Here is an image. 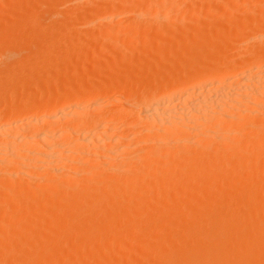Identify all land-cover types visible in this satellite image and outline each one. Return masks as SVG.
I'll return each instance as SVG.
<instances>
[{"label":"bare ground","instance_id":"bare-ground-1","mask_svg":"<svg viewBox=\"0 0 264 264\" xmlns=\"http://www.w3.org/2000/svg\"><path fill=\"white\" fill-rule=\"evenodd\" d=\"M95 1H97L98 3V0ZM113 1L117 2V0H113ZM45 2H47V0ZM138 2L137 0H133V1L130 0L126 2L127 4L126 6H128L127 8L131 12H133L136 10L135 6H138ZM147 2H145L144 0L143 3V0H140V3L142 5L143 4L149 5L153 3L151 4V6L154 5L153 7L155 9L159 2L161 8V10L159 9L160 11L156 10L157 12L154 10H150V8H148L150 11L147 10V13L145 15H148V17H150L152 21L155 20L157 17L159 19L162 16L164 21L165 20L171 21V17L172 19H174L177 18V16L179 15V14L172 15L175 14L174 10H178V8H174V6H172L176 2L175 0H164V1L157 0L155 2L153 1L150 3L149 1ZM90 3H96V2H90ZM118 6H120V4L116 5L115 3L112 2L111 4L106 6V8L104 6V9H106V11L109 10L110 12H113V10L115 11ZM50 9L52 10V8ZM52 12H54V10ZM104 13L101 14L107 15L106 14L107 12ZM231 13L232 12L230 11V15ZM42 16L45 15L43 14ZM88 16L90 15L88 14ZM109 16L111 17V15ZM109 16H106L108 17V20H109ZM114 16L116 15L112 14V17L116 18ZM204 16H207V13L204 14ZM250 16L252 15H248V18ZM40 17L36 16V19ZM95 17H97V15H95ZM262 17L264 16L262 15ZM44 18L37 20L40 21L42 20L43 22ZM101 20L103 21L105 19H101ZM243 20L239 22V24H238L239 20L238 21L236 20L237 21L236 24H238L236 26L238 28L241 27L243 30L242 31L239 28L240 32H243L240 34H238L239 32H237L239 31L238 28L235 27L234 25H233L234 28H231L233 26H229L230 30L228 29L227 31L228 33L225 32L226 31L225 28L223 29V27H220L222 31L225 32L223 34L227 35V37L223 35L224 38L222 37V35H220V37L223 38L224 41L226 38L230 40L235 36V37H239L240 40L242 39L241 41L236 38H234L235 40L233 39L234 41L237 40L238 41L237 43L239 44L235 43L234 46H230L233 44H231L229 40H226L225 41L226 43L227 41L230 42V43L228 42L229 47L227 48L226 43H225L226 45H223L224 48L220 47V45L222 44L216 43L218 41V38H219V43L220 41H222V39L219 37L220 34L218 31L219 27L216 26L218 29L217 28L215 29L214 26V28H211L214 29V30H210L211 32L207 30V32L208 31L210 32L208 33V35L211 34L209 35L211 39L209 38V36H205L207 34H203L205 38L202 35H200V38L197 39L199 31L196 30L197 34H194L195 33L194 31V33L192 32L191 34L185 35L186 41H184L185 39L181 40L183 42L179 41L178 46H176L174 50L172 49L171 51L170 49L171 53L165 52V55L159 54L162 57V60L161 58H159L162 65L159 59H157L158 61L157 63L160 65H157L156 62L154 65L157 66L159 70H161L160 68L163 67L164 71L162 70L161 75L158 76L160 80H158V83L155 85L151 84L154 79L157 80V78H154L156 77L154 75H152L153 80L151 77H148L151 78L150 80L151 83L149 79H144L143 82H145V80L149 82H147L148 84L146 83L145 86H141V87L140 85L142 80L140 81V78L137 79V85H139L137 87L138 90H140L139 93L142 92L141 93L142 95H140L141 97H139L140 100L137 97L139 102L136 107L134 105L132 107L127 106L126 103L125 102L122 103V101L118 102V100H116L117 97L115 99L112 98L113 100H110L108 96L110 95L111 88H109L108 86L106 87L104 86L101 89L99 88L94 90L95 88L94 85L96 84L95 81L93 82L91 81L93 84L90 82L89 86L87 85L88 82H85L86 86H83L82 81H80L79 84H77L78 83L77 81L76 83L74 81L75 85H78L79 87L73 88V90H71L70 88L71 91L67 92L66 94H62L58 92V88L55 87L57 86L55 85L56 83L55 82L54 92L50 93L51 91H49L48 94L46 93L47 95H43L41 91L43 96L41 95L40 98L38 97L39 100H34L33 97L31 96L26 97V99L24 100L25 106L22 105L24 106L22 110L15 111L13 107H9V108L6 107L7 110L3 113H0V212H2V210L3 212H5L3 213L4 214L3 216L5 217V218L3 217V220L5 219L4 221L8 225L7 226L3 220H2L3 221L2 224L4 223V225H0L2 226V228L5 227V229H0V264H74L75 261L73 262L71 258V256L73 257V255H71V253L73 254V252L75 251H77L78 253L80 252V254L82 252V256L79 259L81 261L82 260L85 261L88 264H109V262L113 263L115 261L117 264H126V259L129 258L130 260V258L134 256V253L136 252L135 250L136 248H137V252H139L142 256H144V260H141V262L138 264H264V197L263 195H262L263 198L258 201V200H254L253 194L247 195L245 192H242L240 190L242 199L247 201L246 203L247 205H245L246 206L245 208L239 207L238 209H236L235 207L232 206L233 203L230 202L229 199V197L233 196L234 194L230 195V193L227 192V189L229 188L227 189L225 188L226 187L225 184L227 185L229 184V187L230 185L232 186L236 185V187H239L238 185L240 186L243 185L245 183L244 182L245 179L243 180L240 177V175L244 177L243 170L247 168V170L250 171L249 168L252 167L251 165H253L254 167L255 163L257 166L256 168L260 170L257 164L264 161V126H263L264 125V121H263L264 120V19L261 18V20H259L257 17V19L251 21L249 26H247L246 28L245 26L243 27V25L247 24L249 20L247 19L248 22H245L246 20L245 19L244 20L245 24ZM161 21L162 20L160 19V22ZM241 23H243V25ZM204 24L202 23L201 25H199L200 27H198V30L200 29L202 30L203 28H205ZM48 25L50 26V24ZM107 25H109L108 22ZM111 25L114 26L113 24L110 23V26ZM62 26L65 27L64 24ZM78 26L80 27V25ZM63 27H60L59 29L57 27L56 28L57 30L60 31L62 28V31L63 30L65 31L67 28L65 27L63 29ZM39 28L41 30V27ZM42 28L44 29V27ZM52 29L53 31L51 33H53L54 34L53 36L55 37V35H57L58 33L57 31H56L57 34L54 32L55 28ZM69 29L70 31L74 30L73 27H70ZM38 30L39 29L35 30V32L36 31L38 32ZM46 31L44 32L46 33ZM203 31H201V33ZM244 31H249V32L251 31L250 33L248 32V35H250L253 32L254 38H250V40L248 41V39L245 37L247 33L245 32L246 35H244L245 34ZM48 32L46 34H48ZM67 32H69V30L65 31L64 34L68 35L70 39V36L69 34H67ZM92 32H91V36H92ZM94 32L96 33L97 31ZM40 33L41 32L39 31L37 34ZM41 35L43 34L41 33ZM195 35H197V37H195ZM47 36H49V34ZM201 36L204 40H206L207 38H209L210 40H206L205 41L206 43H204ZM253 36L251 34V37ZM86 37L87 36H85V38ZM243 37L247 39L246 42L248 43H246L244 46L245 51L241 53V50L243 49L242 45L245 43ZM43 39L45 41V38ZM62 39L64 41V38ZM69 39H68V43H70ZM201 39L202 41H200L199 44V40ZM161 40L163 39L161 38ZM196 40L198 41V43L196 42ZM59 41L58 43H60V45L58 44L59 45L58 47H63L62 44L64 43L62 41L60 42ZM22 42L23 41H21V43ZM89 42H88L89 44H93L91 43V41ZM95 42L97 41L95 40ZM162 43L163 42L161 41V44ZM37 44H40L39 41ZM152 44L155 45L154 42ZM216 44H218L219 47H216ZM67 45L69 47V44ZM98 45L96 46L98 47ZM154 45H152V47ZM27 46L28 45H26V47ZM64 46L66 45L64 44ZM35 47L37 48V46ZM38 47L40 46L38 45ZM80 47L82 48V45H80ZM83 47H85L84 44ZM256 47H260V48L258 49ZM137 48L138 45L136 46V50H138ZM206 48L207 49L210 48L211 52L215 49L214 51L216 52V55L213 54L211 57L210 50L209 53ZM17 49L18 51H20L19 48ZM29 49L31 50V46L28 47V50ZM177 49L178 50L180 49V51H178L179 53L181 51L182 52L181 55H179V59L176 58L177 60L176 61L173 60L172 58H175V56L178 57V53L176 51ZM12 50L15 52V54L12 53ZM12 50L10 54L7 55V57L9 56L8 60L10 59V56H12V54H13V58L11 57L10 60L14 59V56H17L16 52L19 55L18 51H15L16 50L15 47H13ZM83 50L85 51L86 49L83 48L82 52ZM139 50L142 49L139 48ZM203 50L206 51L207 55ZM160 51L158 50L159 53H161ZM173 53L175 54V56ZM166 54L168 55L166 56ZM163 55L166 59L165 58L163 59ZM31 56L32 55H30V57ZM191 58L194 60L192 61ZM32 59H30L31 61L28 59L29 62H33ZM151 59L152 58H150L149 61ZM10 60L9 62L12 63V65H10L9 63L8 65H5L3 70H0L1 90L3 89L1 87H7L8 88L7 91L10 92L9 88L11 85L8 84L16 83V85H18V83L21 81H23L24 84L22 82L21 83L23 84L24 87V85L25 84L27 85V83L30 82V79L32 80L33 78H34V81L32 80L33 83H35L36 81L35 79H37L39 83L43 86L44 82L42 81L43 83L42 84L39 78L42 68L40 67L39 69L38 68L39 65L37 66V68L33 67V63L34 65H37L38 63L35 62H33L32 64L30 63L31 66H29L28 65L29 63L28 64L26 63L25 65L23 62L20 61V65L23 67L24 64L25 65L24 67H26V70L24 68V70L22 71L21 69L23 68L20 67V65H18L19 61L16 60L17 61L16 64L14 60L13 62H11ZM4 61H5V56H4ZM54 63L52 62L51 64L54 65ZM56 63L58 62L56 61ZM15 64L18 65V67L13 68L12 66H16ZM27 65L31 67L30 74H28L29 72ZM158 66L161 67L159 68ZM54 67L55 66H53V68ZM19 69L20 71H22L21 73L23 74L26 73L25 71H27L26 74H28L29 76L26 74L24 75L22 74L24 76V79L18 76H16V79L18 80L14 79L15 78L14 75H16V73L14 74L13 72H17ZM33 69H37V70L39 69L40 71L38 72L39 75L38 74L35 75L37 71L36 70L34 71ZM53 70L55 69H52L50 71L54 72ZM10 73H13L14 75H11ZM32 73H34V75ZM9 75L12 76V78L14 79L13 81L11 80L12 78L10 79L11 76L9 77ZM36 76H38V78H36ZM41 76L42 75H40V77ZM6 77H8V80L10 79L12 82L7 81ZM122 77L124 78V76ZM137 77L138 76H136V78ZM25 78L26 81L28 79L27 82L25 81ZM74 79H76V77ZM85 80H87V78H85ZM124 80L123 82H125ZM52 81L53 80L51 78L49 82ZM69 81H70L69 83L72 84L71 83L72 81L71 80ZM45 82H46L45 84H47V81ZM21 83L19 84L21 85ZM39 83H37V85H40ZM16 85H14V87ZM121 85L122 84H119V86L116 87L115 90L116 93L118 92L122 96L121 93H123L124 95L125 91L123 86ZM46 86L47 85H45V87ZM14 87L11 86V88ZM21 87L22 85L20 86V88ZM114 88L115 87L113 86L112 88L113 91ZM15 89L17 92L18 87H16ZM47 89L46 92L48 91ZM2 91L5 92L4 90ZM14 91L15 90L13 89L12 96L15 93ZM37 94L34 95L37 96ZM15 97L12 98V100L13 99L16 100ZM15 100H13L12 102H14ZM5 106L3 107L5 108ZM46 109H51L53 111L49 113L47 111L46 114L43 112L44 113L43 114L42 111H45ZM30 113L32 114V116H35L37 114L36 115L37 117H34L36 118L35 119L36 121L34 120V118H33L34 121L31 122L29 121V124L36 122V124L34 125L33 123L32 126L29 125L28 122L25 120L26 119L25 116L27 117V114ZM34 113L36 114L33 115ZM89 114H94V116H90ZM230 120L232 121L231 124H230ZM259 121H263L261 122L262 124H257ZM224 124L226 125V127H224L225 126ZM256 124L257 127H255ZM261 125L263 127H261ZM248 126L251 128H249ZM223 127L226 129H224ZM231 127L235 128V130L237 131L233 130ZM128 128H130V130ZM211 128L212 130L214 128L213 131H216V134L220 130H221L220 132H222L223 134L227 129H230L231 130L230 132L232 131L236 133L240 132V134L242 132L245 133V131L247 132L249 131V132L247 135L242 133L243 135H246V137L248 136L247 138L244 136V138L246 139L242 138L243 135L241 134L242 135L241 138L245 140L243 142L238 143L239 140L236 139L237 142L235 144L232 140L231 142H233L235 145H237L238 143V145L235 146L233 145V143L231 144L229 139L227 140L221 137L223 135H219L221 134L220 132H218L219 134L217 135H219L221 138L220 139L217 138V139L222 140V142L219 143L218 142L219 140L213 141V139H216L214 138V136L216 135L213 134L215 132H212ZM220 128H222L224 132ZM122 130H126V131L128 130L129 132L127 131L128 132V133L126 132L127 135L124 136V134L126 133H123ZM208 130H210L211 136L207 135V134L210 135V132ZM120 132L122 134H120ZM224 135L226 138L227 132ZM208 137L209 138L212 137L210 138L212 140L210 141ZM206 138L209 139V141L206 140ZM183 140L190 143L188 144L185 142L186 143L185 144L183 143ZM224 140L227 141L225 142ZM216 143L218 144L216 145ZM183 144H185V146L187 145L188 148H185ZM193 144L194 145L198 144V146H194ZM220 144H222L224 149L221 148ZM183 146L187 150H189V146L192 147L194 146L196 148L199 147L198 149L200 151L202 150L201 148L204 147L203 148L204 152L206 150L207 153L209 152V150L211 151L213 149L216 150V148L220 146L219 149H217L218 152L221 149L219 152L221 154V157L219 158H223L222 153L224 155V158L221 161H217L218 163L221 162L219 167L220 172L218 170V173L220 174L217 176V178L213 180L214 177L213 178L211 177L214 176L215 173L211 172L210 171L211 169L209 170L207 167L213 161L209 159V157L202 155L204 152L201 153L198 151L197 153L195 152L194 154L190 155L189 153L191 149L188 151V155L190 156L189 157L187 155L188 158H190L188 161L192 165H190V163L188 164L187 159H185L187 162H185L183 158H180L183 160V162L182 160H179V157H183V155H185V152L187 151L185 150L183 154L184 151L182 149ZM194 147L192 149H195ZM161 150L162 151L165 150L166 154L165 152H161ZM79 151L84 153H79ZM121 152L126 154L125 155L126 159L125 162H123V164L121 165L122 167L119 165L120 173L114 174L111 172V170L109 171V168H112L113 167L112 165L118 163L116 162V160H118L117 157L119 155L120 156L123 155V153L121 154ZM210 154L208 155L212 156V154L211 155ZM220 154H218L217 157ZM123 156L122 159L124 158ZM163 157H165V159ZM161 158L163 159L161 160ZM211 158H213V156ZM121 161L122 160H120L119 158V163ZM179 161H181L182 163ZM111 162L114 164H112ZM184 162L186 163V166L188 164V167L186 168V170L184 168L185 171L183 170V168H181L182 171H184L183 173H181L180 167L182 166L186 167L185 164L180 166ZM76 164L77 166H75ZM108 164H112L111 165L112 167H109ZM117 165L118 164L114 165V168L118 170L119 166L117 168L116 167ZM102 166H104L103 167L104 170L106 169L105 167H109L106 170H108L111 173L105 170V172H107V174H105L102 168L100 169V167ZM93 167L94 168L98 167L100 170L97 168H96L97 171L96 169L93 170L94 169ZM83 168H88L87 170L89 169L91 170L93 168L92 171L95 172L94 173H91V171L90 172L88 171L89 173L83 172L82 170ZM224 168L225 169L229 168L227 170H230L231 177L227 175L226 172L227 170L225 171ZM256 168H253L252 172L254 176L253 175L251 176H253L254 179H256L258 182L260 180L261 183H263L262 181H264L263 180L264 176L262 175H264L263 174L264 172L263 170H261V172H263L261 173ZM81 170L82 172H80ZM117 170L115 171L118 172ZM202 170L204 171V173ZM254 170L259 174L254 173L255 172ZM98 171L100 172L103 171V173H96ZM195 172L200 174L201 172L203 173L201 174L202 175L201 177H199V175L198 176L196 175L197 177H199L197 181L200 184H202L203 187L207 186L208 183L210 184L214 181L216 182V184H218V186L222 185V187L221 186L220 187L226 189L223 190L226 192L222 191L221 193L216 192V190H211V191L208 190L209 192H207L205 196L208 197V199L210 200V201L207 200V203L209 205H212V207L209 206L207 203H205L207 204L206 207H204L203 203L202 205L199 203L200 200L198 197H200V199H203L200 196L202 195V193L198 195L196 193L197 195L196 196L195 193H193L194 191L192 192L189 191L188 194L189 197L191 198L190 199L191 201L187 198L189 203L188 202L185 203L183 200L178 199L182 195L177 196L175 194L176 191H174V189L176 188V186H177L176 190L178 191V189H180L181 191L183 189L181 188L182 186L180 187V185H182V180L185 177L187 178L188 176L193 174L195 176L196 174ZM30 174L31 177L34 176L32 180L34 181L33 183H35L36 185L35 184L33 185V183L24 184L25 182L24 183L19 182L21 178L28 179L29 181L32 182L31 179L27 178L30 177L29 176ZM112 174L114 175L117 174V175L114 176ZM23 176H25L26 178ZM147 176L150 177L149 179L152 178L153 181L152 180L150 181L156 184L155 187H157V185L160 184V186L156 188V190L154 189L155 187L154 188L152 187L154 183L151 186L150 184H147V181L146 183H144V180L146 179L149 180ZM261 176L263 178H261ZM154 180H156L157 182ZM142 181L144 183V186ZM261 183L256 187L255 189L256 192L254 191L255 193L259 191L260 194L264 193L262 190L263 184L261 186ZM196 184L198 183L196 182ZM216 184L215 186H217ZM149 186L151 192L153 193H150L148 195H146L147 194L146 193L142 195L144 193L142 190L146 191L148 188L149 191ZM164 186L165 188L168 189L170 187V190L171 187L175 186V188H173L174 192L173 191L170 192V190L164 189ZM259 186L261 187L258 188ZM151 187L155 191H152L153 189ZM185 189L187 190L189 188H185ZM166 190H168L167 193L170 192L169 196L166 195L169 197V199L171 197H176V196L177 198H171L172 199V200L170 199L171 201L168 200L171 204L170 205L171 207L165 206V209L164 207L160 206L159 203V209L161 208V212H162L161 215H159L160 210L158 211L157 210L158 207L156 206L157 209H155L154 206L158 204H154L153 202L154 201L156 202L158 197L160 196L163 197L162 195L166 193ZM173 193L176 196H174ZM205 193L206 191L203 194ZM213 200H215L216 205L214 204L215 202H213ZM202 201L205 202V200ZM45 202L52 203L53 205L52 208L49 207V205H47L48 209L50 208L49 210L45 209L47 207H44L42 209L40 205L48 204ZM197 204L199 205V207L202 206L203 209H201L202 210L201 212H198L200 210L196 208ZM166 208L172 210L173 215L171 218L177 216L176 218L179 219L181 217L182 212L186 217L182 215L183 218L182 219L180 218L179 221H177L178 220L177 219L176 222L175 220H173L174 218L172 219L174 221L173 222L170 220L169 217L168 218L170 220L169 221L168 219H166L168 216H165L168 212L166 213L164 212V210L168 211V209ZM4 209L6 210L4 211ZM176 211H178V215L174 214ZM6 212L8 216L6 215ZM170 213L168 214L169 216ZM150 216H152L153 218ZM163 219L164 220L166 219V221H164ZM64 220H70V222L68 223V225L66 224L67 228L62 230V225L60 223H62V221ZM105 220H107V222L109 220V223L103 226L102 224L103 221ZM8 227L9 229H6ZM152 228H154V230L157 229L161 230L162 233H160L159 237L153 236ZM169 230L171 231L174 230V232H176L177 234L178 232L179 233L181 232L182 234L181 233L180 234L182 238H179L180 234L174 235V236H179L177 237V239H175L172 236H171L172 238H170L169 234L171 232L169 233ZM147 231L151 232V234L148 233ZM49 232H55V236L56 234L63 235V238H60L61 236L58 235L57 236L59 238L48 237L47 236L48 234L49 235L54 234V233L51 234ZM146 232L148 233L147 236H149V234L153 236V238L150 237V239L152 238V241L147 238V236L145 235ZM72 234L77 235V238L73 239L75 236ZM142 235L146 237H143ZM182 235H186L187 237L185 236L184 238ZM68 236L70 237L72 236L71 237L72 239L68 238ZM154 237L157 243H160L159 247L157 248H153L154 246L152 247V244L150 245L149 243V240L150 242L155 241ZM145 238H147L148 241ZM137 244L138 245L140 244L142 248L140 247L138 248V246L136 247ZM123 246L126 248L129 247L128 249H130L131 251L126 248L125 249L130 251L131 253L129 252L128 254V251H125V249L123 251ZM156 246H158V244ZM230 250H231V256L229 255ZM124 252H127V254ZM137 252L135 254H137ZM77 263L80 264V262Z\"/></svg>","mask_w":264,"mask_h":264},{"label":"rangeland","instance_id":"rangeland-1","mask_svg":"<svg viewBox=\"0 0 264 264\" xmlns=\"http://www.w3.org/2000/svg\"><path fill=\"white\" fill-rule=\"evenodd\" d=\"M16 3H14V2ZM0 0V70H3V68L5 67V65H8L10 62H9V60L11 59V57L13 58V54L12 53H14L15 54V52L12 50L13 49V47H15V51H18V49L17 48H19L20 49V51H18V53H19V55L17 54V52H16V55L17 56H14V59H12V60H10L11 62H13V60H14V62L16 63L17 61H19V64L18 65H20V61L21 62H23L25 65H26V63L29 65V66H31L30 65V63L32 64L33 62H35V63H38L37 65H34V63H33V67L35 68H37V66H38V68L40 69V67L42 68L41 70V72L39 71V69L37 70V69H33L34 71L36 70L37 72H36V74L35 75H37L38 74V72H40V75H42L41 77H40V75H39V78H40V82L42 83V81L44 82V84H43V86L39 83V81L37 80V79H35L36 81H35V83H33V81H34V76L32 77L33 79V81L30 79V82L29 83H27V85L25 84L24 85V87H23V81H21V82H19V83H21V85H22V87L20 88V84L18 83V85H16V83L14 84V83H7L8 85H11L12 87H14V85H16L14 88H11V86H10V88H9V91L10 92H8L7 90H8V88L7 87H1V88H3L2 90H4L5 92H6V94H5V92H3L1 89H0V92H2V93H0V99L1 98H3V99H1L0 100V113H3V112H5L6 110H7V108H9V107H13L14 108V110L15 111H20V110H22V108L25 106V99H26V97H29V96H31V97H33V99L34 100H39L38 99V97L40 98V96L42 95V93H43V95H47L48 93H49V91H51L50 93H52V92H54L55 91V87H57L58 88V92L59 93H62V94H66L67 92H70L71 90H73V88H78L79 86L78 85H75V83H76V81L78 82L77 84H79L80 83V81H82V85L83 86H86V83L85 82H88L87 83V85L89 86L90 85V82L92 81H95L96 82V84L94 85V90L95 89H101V88H103L104 86L106 87V86H108L109 88H111L110 90V95L108 96L109 98H110V100H113V99H115L116 97V100H118V102H120V101H122V103L123 102H125L126 103V105L127 106H130V107H132L133 105L136 107L137 106V104H138V102H139V100H140V98L139 97H141L140 95H142L141 93L142 92H140L139 93V91L140 90H138V87L137 86H139V85H137V79H139L140 78V81H141V85H140V87L141 86H145V84L147 83V82H149L150 80H151V78L153 77L152 75H154V76H156V77H154V78H157V80H153V78H152V80H153V82L151 83V81H150V83L152 84V85H155V84H157L158 83V80H160V78L158 77V76H160L161 75V73H162V70L164 71V68L162 67V68H160L161 66H158L161 70H159L158 68H157V66H155L154 64H155V62H156V64L157 65H160V64H158L157 62V59H159V58H161V60H162V57H161V55H159V54H164L165 55V52L166 53H169L170 52V49H171V51H172V49L174 50V48L176 47V46H178V42L179 41H181L182 39L184 40V41H186V37H185V35H187V34H191L192 32L194 33V31H195V33L194 34H197L196 33V30L197 31H199L198 32V37H197V35H195V37H197V39L198 38H200V35H202L203 36V34H207V35H205V36H209V35H211V34H209L208 35V33H210L211 31L210 30H214V29H211V28H214V26H215V29L217 28V27H219V29H218V31H219V37H220V35H222V37L224 38V36H226L227 37V35H225V34H223V33H225V32H227L228 31V29L230 28L229 26H235V27H237L236 25H238L239 24V22H241L243 19L245 20V22H248L247 21V19L249 20V22L247 23V24H245V22H244V20H243V22H244V24L245 25H243V23H241L242 25H243V27L245 26V28L247 27V26H249V24H250V22L251 21H253V20H256L257 19V17H258V19L259 20H261V18L262 19H264V17H262V15L264 16V0H175L176 2L172 5V6H174V8H178V10H174V13L175 14H172V15H176V14H179L178 16H177V18H174V19H176V20H174V19H172V17H171V21L170 20H163V16L162 17H160V15H159V19H158V17L155 19V20H153L152 21V19H150V17H148V15H145L146 13H147V10L148 11H150V10H154V11H156V10H161V8H160V5H159V2H158V5H159V7H158V5H157V7H156V9L153 7V6H151V4H153V3H151V4H149V5H142L141 3H140V0H137V2H138V6H135V11H133V12H131L127 7L128 6H126L127 4H126V2L127 1H130V0H117V2H114L113 0H98V3H97V1H95V0H47V2H45L46 0ZM43 1V2H42ZM60 1V2H59ZM118 1H121V2H118ZM133 1V0H132ZM147 1H149V3L150 2H155V1H157V0H145V2H147ZM162 1H164V0H162ZM263 1V2H262ZM54 2V3H53ZM90 2H96V3H90ZM115 3L116 5L117 4H120V6H118L117 8H116V10L114 11L113 10V12H110L109 10L108 11H106V9H104V6H105V8H106V6H108L109 4H111V3ZM142 2V1H141ZM21 3V4H20ZM27 3V4H26ZM50 3V4H49ZM67 3V4H66ZM81 3V4H80ZM107 3H108V5H107ZM141 5H140V4ZM143 3H144V0H143ZM148 3V2H147ZM234 3V4H233ZM13 4V5H12ZM29 4V5H28ZM75 4V5H74ZM84 4V5H83ZM155 4V3H154ZM20 5H21V7H20ZM51 5V6H50ZM53 5V6H52ZM91 5V6H90ZM137 5V4H136ZM178 5V6H177ZM240 5V6H239ZM250 5V6H249ZM263 7H262V6ZM55 6V7H54ZM102 6H103V8H102ZM156 6V5H155ZM232 6V7H231ZM257 6V7H256ZM7 7H8V9H7ZM185 7V8H184ZM20 8H22V9H20ZM47 10H46V9ZM50 8H52V10L50 9ZM148 8H150V10L148 9ZM152 8V9H151ZM154 8V9H153ZM180 8V9H179ZM17 9V10H16ZM67 9V10H66ZM88 9V10H87ZM239 9V10H238ZM54 10V12H52ZM124 10V11H123ZM159 10V11H160ZM23 11V12H22ZM33 11V12H32ZM107 12L106 14L107 15H104L105 13L104 12ZM230 11L232 12L231 13V15H230ZM245 11V12H244ZM258 11V12H257ZM76 12V13H75ZM123 12V13H122ZM157 12V11H156ZM192 12V13H191ZM234 12V13H233ZM242 12V13H241ZM45 15V16H42L43 14ZM46 13H47V15H46ZM55 13V14H54ZM75 13V14H74ZM101 13H104V14H101ZM119 13V14H118ZM130 13V14H129ZM207 13V16H204V14H206ZM225 13V14H224ZM88 14L90 15V16H88ZM94 14V15H93ZM112 14L113 15H116V16H114V17H116V18H113L112 17ZM125 14V15H124ZM141 14V15H140ZM213 14V15H212ZM219 14H221V15H219ZM31 15V16H30ZM42 17V18H44L43 19V22H42V20L40 21V20H37V19H42L40 16ZM68 15V16H67ZM95 15H97V17H95ZM109 15H111V17L109 16ZM119 15V16H118ZM201 15V16H200ZM248 15H252V16H250L249 18H248ZM36 16L37 17H40V18H37L36 19ZM75 18H74V17ZM102 16H104V17H102ZM106 16H109V20H108V17H106ZM136 16H137V18H136ZM138 16H140V17H138ZM145 16H146V18H145ZM185 16V17H184ZM216 16V17H215ZM16 17V18H15ZM29 17H31V18H29ZM142 17V18H141ZM176 17V16H175ZM220 17V18H219ZM237 17V18H236ZM244 17V18H243ZM261 17V18H260ZM3 18H4V20H3ZM25 18V19H24ZM82 18V19H81ZM100 19V20H98V19ZM120 20H119V19ZM205 18V19H204ZM251 18V19H250ZM52 19V20H51ZM61 19V20H60ZM96 19V20H95ZM101 19H105V20H101ZM107 19V20H106ZM160 19L162 20L161 22H160ZM220 19V20H219ZM231 19V20H230ZM54 20H56V21H54ZM78 22H77V21ZM93 20V21H92ZM114 20V21H113ZM138 20V21H137ZM202 20V21H201ZM238 21V24H236L237 23V21ZM72 21V22H71ZM167 21V22H166ZM186 21V22H185ZM54 24H53V23ZM107 22H108V24L109 25H107ZM111 24H113L114 26H110V23ZM170 23V25H169V23ZM204 22H205V24H204ZM221 24H220V23ZM27 23V24H26ZM30 23V24H29ZM50 24V26L48 25V24ZM58 23H59V25H58ZM70 23V24H69ZM97 23H99V24H97ZM165 23V24H164ZM200 23V24H199ZM204 24L205 25V28H203L202 30L200 29V30H198V27H200L199 25H201V24ZM207 23V24H206ZM218 23H219V26H218ZM234 23V24H233ZM38 26H37V25ZM57 24V25H56ZM65 25V27L67 28L65 31H67V30H69V32H67V34H69V36H70V39H69V37H68V35H65L64 34V30L62 31V28H61V31L60 30H57V28L59 29L60 27H63L62 25ZM117 24V25H116ZM155 24V25H154ZM163 24H164V26H163ZM174 24V25H173ZM178 24V25H177ZM67 25H69V26H67ZM78 25H80V27L78 26ZM97 25V26H96ZM122 25H123V27H122ZM125 25V26H124ZM169 25V26H168ZM241 25V26H242ZM9 26V27H8ZM47 26V27H46ZM48 26H49V28H48ZM52 26H54V27H52ZM57 28H56V27ZM59 26V27H58ZM107 26H108V28L109 27H111V28H107ZM159 26V27H158ZM163 26V27H162ZM173 26V27H172ZM217 26V27H216ZM234 26L233 27H231V28H234ZM2 27V28H1ZM31 27V28H30ZM39 27H41V30H40V28ZM42 27H44V29L42 28ZM55 28V30H54V32L56 33V31H57V35H55V37L53 36L54 34L53 33H51L52 31H53V29L52 28ZM65 27H63V29L65 28ZM70 27H73L74 28V30L72 31H70ZM81 27H82V29H81ZM89 27V28H88ZM97 27V28H96ZM220 27H223V29L225 28V32H223L222 31V29L220 28ZM228 27V28H227ZM3 28H4V30H3ZM22 28V29H21ZM34 30H33V29ZM47 28H48V30H47ZM52 30H51V29ZM76 28V29H75ZM77 28H78V30H77ZM94 28H95V30H94ZM165 28V29H164ZM186 28H187V30H186ZM238 28V27H237ZM241 30H242V28L241 27H239ZM239 28H238V30H239ZM37 29H39L38 30V32L40 31L43 35H41V33L40 34H37L38 32L36 31L35 32V30H37ZM42 29H43V31H42ZM85 29V30H84ZM88 29V30H87ZM160 29H162V30H160ZM205 29V30H204ZM47 30V31H46ZM51 30V31H50ZM104 30V31H103ZM107 30V31H106ZM204 30V31H203ZM207 30H209L208 32H207ZM230 30V29H229ZM3 31V32H2ZM44 31H46V33L48 32V34H49V36H47L48 34H46ZM58 31H60V32H58ZM93 31V32H92ZM94 31H97L96 33L94 32ZM111 31V32H110ZM164 31V32H163ZM178 31V32H177ZM201 31H203L202 33H201ZM221 31V32H220ZM237 31V30H236ZM235 31V32H236ZM243 31V30H242ZM31 32H34V33H31ZM73 32V33H72ZM76 32V33H75ZM91 32H92V36H91ZM126 32V33H125ZM130 32V33H129ZM190 32V33H189ZM237 32H239L238 34H240V33H243V32H240V30L239 31H237ZM247 33V35H246V33ZM248 32L249 31H244V35H246L245 37L248 39V41L250 40V38H254V36H253V32L251 33L252 34V36L253 37H251V34L250 35H248ZM251 32V31H250ZM249 32V33H250ZM50 33H51V36H50ZM60 33V34H59ZM75 33V34H74ZM106 33V34H105ZM141 33V34H140ZM228 33V32H227ZM46 34V35H45ZM168 34V35H167ZM31 37H30V36ZM37 35V36H36ZM40 35V36H39ZM61 35H62V37H61ZM84 35V36H83ZM88 35H89V37H88ZM106 35V36H105ZM115 35H116V37H115ZM224 35V36H223ZM243 35V34H242ZM44 36V37H43ZM60 36V37H59ZM76 36H77V38H76ZM82 36V37H81ZM85 36H87L86 38H85ZM162 36H164V37H162ZM175 36V37H174ZM179 36V37H178ZM202 36H201V38H202ZM205 36H203L204 38H205ZM236 36H237V33H236ZM238 36H240V35H238ZM51 37V38H50ZM53 37V38H52ZM59 37V38H58ZM67 37V38H66ZM225 37V38H226ZM242 37V36H241ZM29 38V39H28ZM30 38H31V40H30ZM34 38H36V39H34ZM43 38H45V41H44V39ZM48 38H50V39H48ZM55 38V39H54ZM61 38V39H60ZM62 38H64V41H63V39ZM88 38H91V39H88ZM93 38H94V40H93ZM117 38V39H116ZM146 38V39H145ZM154 38H155V40H154ZM161 38L163 39V40H161ZM176 38V39H175ZM209 38H210V36H209ZM209 38H207L206 40H210ZM221 38V37H220ZM223 38H221L222 39V41H220V43H219V38H218V41L216 42V43H218V44H222V45H220V47H222V48H224L223 47V45H226L227 46V48L229 47V45H228V42L230 41L231 42V44H233V45H230V46H234L235 45V43L236 44H239V43H237L238 41L236 40V41H234L235 39L234 38H236V39H239V37H231L232 39H225V41L226 40H229V41H227V43L224 41V39ZM246 38H244L243 37V40H245V43L242 45V42H241V45H242V50H241V53H243L244 51H245V48H244V46H245V44L246 43H248V42H246L247 41V39ZM43 39V40H42ZM52 39V40H51ZM67 39V40H66ZM68 39L70 40V43H72V44H70V43H68ZM170 39V40H169ZM179 39V40H178ZM203 39V38H202ZM202 39L201 40H199V44H200V41H202ZM220 39V40H221ZM234 39V40H233ZM28 40V41H27ZM34 40V41H33ZM41 40V41H40ZM48 42H47V41ZM57 40V41H56ZM62 41L66 46H64V44H62L63 45V47H58L59 45H60V43H58V41ZM78 40H79V42H78ZM93 40V41H92ZM95 40L97 41V42H95ZM206 40H204L203 39V41H204V43H206L205 41ZM232 40V41H231ZM240 40V39H239ZM242 40V39H241ZM240 40V41H241ZM251 40H253V39H251ZM21 41H23L22 43H21ZM38 41H39V43L42 45V47H41V45L40 44H37L38 43ZM59 41V42H60ZM77 41V42H76ZM89 41H91V43H93L94 44V46H93V44H89L88 42ZM105 41V42H104ZM139 42V44H138V42ZM161 41L163 42L162 44H161ZM177 42V44H176V42ZM34 42V43H33ZM35 42H37V43H35ZM42 42V43H41ZM84 42V43H83ZM87 44H86V43ZM95 42V43H94ZM136 42V43H135ZM155 43V45L154 44H152V43ZM158 42H159V45H158ZM181 42H183V41H181ZM196 42L198 43V41L196 40ZM222 42V43H221ZM223 42H224V44H223ZM229 42V43H230ZM19 43H21V44H19ZM28 43V44H27ZM32 43V44H31ZM57 43V44H56ZM79 43H82V44H79ZM146 43V44H145ZM149 43V44H148ZM151 43V44H150ZM185 43H187V42H185ZM226 43V44H225ZM22 44H25V45H22ZM51 44H52V46H51ZM59 44V45H58ZM67 44H69V47H68V45ZM79 44V45H78ZM83 44L85 45V47H83ZM100 46H99V45ZM129 44V45H128ZM173 44V45H172ZM218 44H216V47H219V45ZM26 45H28L27 47H26ZM38 45L40 46V47H38ZM54 45V46H53ZM61 45V46H62ZM70 45H72V46H70ZM80 45H82V48L80 47ZM96 45H98V47L96 46ZM111 45V46H110ZM138 45V50H136V46ZM152 45H154L153 47H152ZM167 45V46H166ZM171 45H172V47H171ZM248 45V44H247ZM10 46V47H9ZM22 46V47H21ZM24 46V47H23ZM29 46H31V50L29 49L28 50V47ZM35 46H37V48L35 47ZM118 46V47H117ZM134 46V47H133ZM148 46H150V47H148ZM160 46V47H159ZM161 46H162V48H161ZM47 47V48H46ZM57 47V48H56ZM80 49H79V48ZM90 47V48H89ZM111 47H112V49H111ZM122 47V48H121ZM131 47V48H130ZM133 47V48H132ZM165 47V48H164ZM24 48V49H23ZM27 48V49H26ZM34 48V49H33ZM49 48V49H48ZM55 48V49H54ZM66 48V49H65ZM83 48H85L86 50L84 51L83 50V52H82V49ZM139 48L140 49H142V50H139ZM156 48V49H155ZM160 48V49H159ZM226 48V47H225ZM256 48H260V47H256ZM8 49V50H7ZM22 49H23V51H22ZM26 49V50H25ZM39 49H40V51H39ZM45 51H44V50ZM64 49V50H63ZM79 49V50H78ZM88 49V50H87ZM92 49V50H91ZM133 49V50H132ZM135 49V50H134ZM145 49V50H144ZM152 49V50H151ZM207 49V48H206ZM219 49V48H218ZM221 49V48H220ZM246 49H248V48H246ZM11 50H12V56H10V59L8 60V57H7V55L8 54H10V52H11ZM34 50V51H33ZM56 52H55V51ZM76 50V51H75ZM91 50V51H90ZM144 50V51H143ZM158 50L160 51V50H162V51H160L161 53H159L158 52ZM208 50V52H209V50H210V52H211V49L210 48H208L207 49ZM215 50V49H214ZM213 50V51H214ZM25 51H27V52H25ZM28 51H30V52H28ZM43 51V52H42ZM53 51V52H52ZM67 51V52H66ZM87 51V52H86ZM177 51V53H178V57H176L175 56V54H174V56H175V58H172L173 60H176V58L177 59H179V55H181V52L179 53L178 51H180V49L178 50H176ZM204 52H205V54H206V51L205 50H203ZM213 51L210 53L211 54V57H212V55L213 54H215L216 55V52L214 51V53H213ZM7 53V54H5V53ZM40 52V53H39ZM42 52V53H41ZM45 52V53H44ZM49 52V53H48ZM72 52V53H71ZM78 52V53H77ZM85 52V53H84ZM103 52V53H102ZM118 52V53H117ZM22 53H24V54H22ZM33 53H34V56H33ZM47 53V54H46ZM52 53V54H51ZM83 53V54H82ZM95 53V54H94ZM171 53V52H170ZM208 53V54H209ZM38 54H40V55H38ZM44 54H45V56H44ZM58 54H59V56H58ZM76 55V57H75V55ZM110 54V55H109ZM157 56H156V55ZM172 54V55H173ZM209 54V55H210ZM235 54H236V52H235ZM30 55H32L31 57H30ZM48 55V56H47ZM141 55V56H140ZM149 55V56H148ZM159 55V56H158ZM164 55H163V59L165 58L164 57ZM168 54H166V56H167ZM207 55V54H206ZM214 55V56H215ZM241 55V54H240ZM4 56H5V61H4ZM35 56H36V58H35ZM37 56H39V57H37ZM47 56V57H46ZM74 56V57H73ZM82 56V57H81ZM213 56V57H214ZM16 57H17V59H16ZM21 57V58H20ZM28 57V58H27ZM30 57V58H29ZM41 57V58H40ZM44 57V58H43ZM81 57V58H80ZM130 57V58H129ZM158 57V58H157ZM172 57V56H171ZM25 58H27V59H25ZM33 58V59H32ZM79 58V59H78ZM150 58H152L150 61H149V59ZM20 59H22V60H20ZM27 60V61H24V60ZM30 59H32V61L33 62H29V60ZM44 59H46V60H44ZM66 59V60H65ZM75 59V60H74ZM82 59V60H81ZM166 59V58H165ZM192 59V58H191ZM190 59V60H191ZM17 60V61H16ZM37 60V61H36ZM53 60V61H52ZM98 60V61H97ZM101 60V61H100ZM138 60V61H137ZM141 60V61H140ZM194 59H192V61H193ZM2 61V62H1ZM7 61H8V63H7ZM31 61V60H30ZM56 61L58 62V63H56ZM60 61V62H59ZM78 61V62H77ZM82 61V62H81ZM154 61V62H153ZM159 61H160V59H159ZM177 61V60H176ZM40 62V63H39ZM42 62V63H41ZM45 62V63H44ZM54 63V65L53 64H51V63ZM117 62V63H116ZM119 62V63H118ZM127 62V63H126ZM131 62V63H130ZM138 62V63H137ZM153 62V63H152ZM23 63H21V64H23ZM72 63V64H71ZM160 63H161V61H160ZM14 64V63H13ZM17 64V63H16ZM15 64V65H16ZM23 64V67L20 65V67H22L23 69H21L22 71L24 70V68H25V70H26V67H24L25 65ZM46 64V65H45ZM79 64V65H78ZM107 64V65H106ZM116 64V65H115ZM10 65H12V63H10ZM18 65H16V66H12L13 68L14 67H18ZM27 65V67H28V74H30V72H31V67H29ZM41 65V66H40ZM48 65V66H47ZM57 65V66H56ZM92 65V66H91ZM161 65H162V63H161ZM164 65V64H163ZM47 68H45V67ZM53 66H55L54 68H53ZM71 66H72V68H71ZM79 66V67H78ZM94 66V67H93ZM43 67H44V69H43ZM50 67V68H49ZM73 67H74V69H73ZM100 67V68H99ZM117 67V68H116ZM132 67V68H131ZM156 67V68H155ZM30 68V69H29ZM50 70H52V69H55V70H53L54 72H55V74H54V72H52V71H50ZM76 68V69H75ZM79 68H81V69H79ZM84 68V69H83ZM93 68V69H92ZM108 68V69H107ZM130 68V69H129ZM46 69V70H45ZM64 69V70H63ZM138 69V70H137ZM11 70V69H10ZM43 70H44V72H43ZM47 70H49V71H47ZM72 70V71H71ZM78 70V71H77ZM110 70H112V71H110ZM161 71V72H158V71ZM15 71V70H14ZM20 69L17 71V72H13L14 74L16 73V75H14L13 73H10L11 75H14L15 76V78L14 79H16V76H18V77H21L22 79H24V74H26L27 73V71H25L26 73H21L22 71H20ZM45 71H47V72H49L50 73V75H49V73H47V72H45ZM98 71H99V74H98ZM140 71V72H139ZM21 74H19V73ZM56 72H58V73H56ZM81 72H82V74L84 75H82L81 74ZM69 73V74H68ZM131 73V74H130ZM133 73V74H132ZM160 73V74H159ZM23 74V75H22ZM28 74H26V75H28ZM33 75H34V73H32ZM32 74H31V76H32ZM75 74V75H74ZM77 74V75H76ZM79 74V75H78ZM112 74V75H111ZM11 75H9V77L11 76ZM64 75V76H63ZM66 75V76H65ZM99 75H100V77H99ZM124 76V78L122 77V76ZM140 75V76H139ZM151 75V76H150ZM23 76V77H22ZM29 76V75H28ZM51 76V77H50ZM71 76H73L74 78L76 77V79H74L73 77H71ZM83 76V77H82ZM126 76V77H125ZM136 76H138L137 78H136ZM46 77V78H45ZM50 77V78H49ZM70 77V78H69ZM78 77V78H77ZM147 77V78H146ZM148 77H151V78H148ZM12 78V76L10 77V79ZM31 78V77H30ZM36 78H38V76H36ZM51 78H52V82H49L50 80H51ZM57 78H58V80H57ZM61 78V79H60ZM67 78V79H66ZM85 78H87V80H85ZM91 78V79H90ZM110 78V79H109ZM136 78V79H135ZM6 79H7V81H13L14 79L12 78L11 80L9 79L8 80V77H6ZM21 79V80H22ZM28 79H29V77H28ZM28 79H27V81H28ZM50 79V80H49ZM57 81H56V80ZM90 79V80H89ZM94 79V80H93ZM97 81H96V80ZM125 79V80H124ZM144 79H149V81H146L145 80V82H143V80ZM16 80H18V79H16ZM69 80H71L72 82V84H70L69 82ZM123 80L125 81V82H123ZM11 81V82H12ZM25 81H26V78H25ZM26 81V82H27ZM45 81H47V84H45L46 82ZM74 81H75V83H74ZM110 81H111V83H110ZM116 81H117V83H116ZM56 82V83H55ZM63 82V83H62ZM69 83V86H68V83ZM91 82V83H92ZM127 82V83H126ZM135 82H136V84H135ZM143 82V83H142ZM37 83H39L40 85H37ZM52 83V84H51ZM54 83H55V85H57V86H55L54 85ZM57 83H59V84H57ZM134 83V84H133ZM149 83V84H150ZM93 84V83H92ZM119 84H122L121 86H123V88H124V91H125V93H124V95H123V93H121L122 94V96L120 95V93H116V87H118L119 86ZM127 84V85H126ZM148 84V83H147ZM29 85H31V86H29ZM37 85V86H36ZM45 85H47L46 87H45ZM1 86V85H0ZM5 86H7V85H5ZM39 86V87H38ZM55 86V87H54ZM68 86V87H67ZM81 86V85H80ZM113 86L115 87L114 88V91L112 90V88H113ZM9 87V86H8ZM16 87H18V91L16 92ZM34 87V88H33ZM52 87H54V88H52ZM126 87V88H125ZM136 87H137V89H136ZM139 87V88H140ZM5 88H7V89H5ZM25 88V89H24ZM32 88V89H31ZM36 88V89H35ZM48 88V89H47ZM52 88V89H51ZM70 88H71V90H70ZM13 89L15 90L13 93V96H12V91H13ZM46 89L48 90L47 92H46ZM51 89V90H50ZM41 91H42V93H41ZM127 91V92H126ZM4 93V94H3ZM18 93H19V95H18ZM38 93V94H37ZM47 93V94H46ZM3 94V95H2ZM16 94V95H15ZM23 94V95H22ZM31 94V95H30ZM32 94H33V96H32ZM34 94H37V96L36 95H34ZM132 94V95H131ZM5 95H7V96H5ZM17 96V97H15V96ZM21 95V96H20ZM39 95V96H38ZM42 95V96H43ZM131 95V96H130ZM8 96H10V97H8ZM24 96V97H23ZM37 97V99H36V97ZM16 98V100L15 99H13V100H15L14 102H12L13 100H12V98ZM139 98V100H138V98ZM109 98H108V100H109ZM113 98V99H112ZM120 99V100H119ZM20 100V101H19ZM107 100V99H106ZM123 100H125V101H123ZM34 102H37V101H34ZM21 103V104H20ZM7 104V105H6ZM16 104V105H15ZM6 105V106H5ZM22 105H24V106H22ZM3 106H5V108L3 107ZM15 106H17V107H15ZM2 107V108H1ZM135 107H134V109H135ZM16 108V109H15ZM4 109V110H3ZM51 109H53V108H51ZM51 109H46L45 111H42V113L44 112L45 114L47 113V111H48V113L49 112H51V111H53V110H51ZM133 109V108H132ZM131 109V110H132ZM130 112H132V111H130ZM43 113V114H44ZM31 114V113H30ZM30 114H27V117L25 116V120L28 122V124H29V121L31 122V121H34L36 118H34V117H37L36 115V113H34L33 115H35V116H32V114L30 115ZM39 114V113H38ZM90 116H94V114H89ZM29 118V119H28ZM33 118H34V120H33ZM22 119V118H21ZM21 119H19V120H21ZM36 121V120H35ZM264 121V120H263ZM263 121H259L257 124H262L261 122H263ZM234 122V121H233ZM34 123V125L36 124V122H33ZM33 123H30L29 125H33ZM232 123V121L230 120V124ZM235 123V122H234ZM257 124H256V126L255 127H257ZM225 125V124H224ZM223 125V126H224ZM227 125H228V122H227ZM234 125V124H233ZM232 125V126H233ZM258 126H260V125H258ZM264 126V125H263ZM262 125H261V127H263ZM224 127H226V125L224 126ZM223 127V128H224ZM229 127V126H228ZM227 127V128H228ZM234 127V126H233ZM249 127V126H248ZM254 127V126H253ZM232 128V127H231ZM249 128H251V127H249ZM129 130H130V128H128ZM220 129H222V128H220ZM224 129H226V128H224ZM233 130H235V128H232ZM248 129V128H247ZM213 130H214V128H213ZM212 130V128H211V131L212 132H215V133H213L214 135H216V136H214V135H212V136H214V138H216V139H213V141L214 140H219L221 137H223L224 139H229L230 140V142L233 140V142L236 144V142H237V140L236 139H238L239 140V142L238 143H240V142H243V141H245V140H243L242 138H244V136L246 137V135L248 134V132L247 131H245V133L244 132H242V133H244V134H246V135H243L242 133V135H243V137H242V135L240 134V132L239 133H236V132H230L231 130L230 129H227L225 132H224V130L222 129V131L224 132L223 134H222V132H220V131H218V132H220L221 134H219L218 132H217V134H219V135H223V136H219V135H217L216 134V131H213ZM123 131V133H126L127 131L126 130H122ZM125 131V132H124ZM209 132H210V130H208ZM235 131H237V130H235ZM129 132V131H128ZM127 132V133H128ZM208 132V133H209ZM226 132H227V135H228V133H229V135H232V136H227L226 135V138H225V135L224 134H226ZM127 133L126 134H124V136L125 135H127ZM231 133V134H230ZM235 133V134H234ZM120 134H122L121 132H120ZM208 136H211V132H210V135L209 134H207ZM234 135V136H233ZM218 136V137H217ZM235 138V140H234V138ZM242 137V138H241ZM248 137V136H247ZM246 137V138H247ZM209 138V137H208ZM210 138H212V137H210ZM209 138V139H210ZM217 138H219V139H217ZM242 140H241V139ZM246 138H244V139H246ZM209 139H207L206 138V140H208L209 141ZM212 139H210V141H211ZM226 140V141H227ZM241 140V141H240ZM216 141V142H217ZM225 141V140H224ZM223 141V142H224ZM225 141V142H226ZM182 142V141H181ZM188 143L187 141H185V140H183V143ZM219 143H221L222 142V140H219L218 141ZM233 142H231V144L233 143ZM185 143V144H186ZM190 143V142H189ZM188 143V144H189ZM233 143V145H235ZM238 143H237V145H238ZM185 144H183L184 146H185ZM218 143H216V145H217ZM192 145V144H191ZM194 145V144H193ZM221 145V148L222 149H224L223 148V146H222V144H220ZM237 145H235V146H237ZM138 146V145H137ZM184 146H183V154H184V152H185V150H187V149H185V148H188L187 147V145L185 146V148H184ZM194 146H198V144L197 145H194ZM193 146V147H194ZM191 147V148H190ZM192 146H189V150L191 149V151H190V155L191 154H194L195 152L197 153L198 151L199 152H201V153H203L204 152V147H202L201 149V151L198 149L199 147H194L195 149H192L193 148ZM219 147L220 146H218L217 148H216V150L215 149H213L212 151L211 150H209V152L207 153V151L205 150V152L202 154V155H204V156H207V157H209V159H211L213 162H211L209 165H208V169L211 171V172H213V173H215L214 174V176H211L212 178H213V180H215L216 178H217V176L220 174V173H218V170L220 169L219 167H220V164H221V162H217V161H221V160H223V158H224V155H223V153H222V156H223V158H219V157H221V154L219 153L220 152V150H219V152L217 151V149H219ZM198 149V150H197ZM189 150H187L186 152H185V155H183V157H179V160H182V159H180V158H183V160H185V159H187V161L190 159V158H188V151ZM193 150H196V151H193ZM84 151V150H83ZM167 151V150H166ZM182 151H181V153H182ZM193 151V152H192ZM217 151V152H216ZM161 152H165V150H161ZM216 155H214L213 153ZM79 153H84V152H81V151H79ZM123 152H121V154H122ZM200 153V154H201ZM212 154V156H213V158H211L212 156H209L208 154ZM120 154V153H119ZM119 154H117V155H119ZM164 154V153H163ZM165 154H166V152H165ZM210 154V155H211ZM218 154H220L218 157H217V155ZM124 155V156H123ZM123 159H124V161H123V159H122V156H118L117 157V159L118 160H116V162H118V163H116V164H118L116 167L118 168V166L120 165H122L123 164V162H125V153H123ZM180 155H182V154H180ZM188 155V156H187ZM187 157V158H186ZM190 157V156H189ZM215 157H216V160H215ZM119 158H120V160H122L120 163H119ZM164 159H165V157H163ZM163 158H161V160L163 159ZM219 158V159H218ZM116 159V158H115ZM183 160H182V162H183ZM114 161V160H113ZM112 161V162H113ZM186 160H185V162H187ZM111 162V163H112ZM179 162H181V161H179ZM181 162V163H182ZM183 163V164H181L180 166H182V165H184L185 164V166H186V163ZM190 162L188 161V164H189ZM214 163V164H213ZM216 163V164H215ZM112 164H114V163H112ZM112 164H108L109 165V167H112V168H109V167H105L106 169L107 168H109V171L111 170V172L112 173H120L119 172V170H120V166H119V168H118V170L116 169V168H114V165H116V164H114V165H112ZM188 164H187V166L186 167H180V169L181 168H183V170H184V168H185V170H186V168L188 167ZM253 164V163H252ZM108 165H106V166H108ZM112 165V166H111ZM190 165H192L191 163H190ZM251 165V164H250ZM258 166H259V168H260V170L259 169H257L256 167V163L254 164V167H253V165H251L252 167H250L249 169H250V171L249 170H247V168L246 169H244L243 170V175H244V177H242L241 175H240V177L244 180L245 179V183L243 184V185H238L239 187H236V185L235 186H232V185H230V187H229V184L227 185V184H225L226 185V187H225V185H224V187L227 189V188H229V189H227V192H229L230 193V195L231 194H234L233 196H230L229 197V199H230V202H232L233 203V205H232V203H231V205L233 206V207H235L236 209H238L239 207L240 208H245L246 206L245 205H247L246 203H247V201H245L244 199H242V195H241V192H240V190L242 191V192H245L247 195L249 194V195H254V200H261L263 197H264V181H262L263 183H261V181L259 180V182L256 180V179H254V174H253V168H256L257 170H259V172H261V170H263V172H264V161L263 162H260V163H258L257 164ZM261 165H262V167H261ZM75 166H77V164L75 165ZM209 166H210V168H209ZM104 166H102V167H100V169L102 168V170L105 172V170H104V168H103ZM122 167V166H121ZM124 167V166H123ZM222 167V166H221ZM94 168V167H93ZM92 168V169H93ZM97 169H99L98 167H96ZM96 168H94L93 170H95ZM114 168V169H113ZM179 168V167H178ZM88 168H83L82 170H83V172H87V173H89L90 171H91V173H94L95 171H92V169L90 170H87ZM97 169H96V171H97ZM99 169V170H100ZM227 169H229V168H224V170L226 171ZM255 169V170H256ZM82 170L80 171V172H82ZM115 170H117L118 172H116ZM184 170V171H185ZM214 170V171H213ZM246 170V171H245ZM254 170V171H255ZM256 170V171H257ZM89 171V172H88ZM103 171L102 172H100V171H98V172H96V173H103ZM106 171H108V170H106ZM108 171V172H109ZM184 171H182V169H181V173H183ZM200 171V170H199ZM203 171V170H202ZM224 171V172H225ZM228 171H229V173H228ZM245 171V172H244ZM254 172V173H258V172ZM111 172H109V173H111ZM219 172H220V170H219ZM227 172V175L229 176V177H231L230 175V170H227L226 171ZM263 172H261V173H263ZM108 173V174H109ZM196 173V172H195ZM203 173H204V171H203ZM202 172H201V174H203ZM213 173H211V174H213ZM105 174H107V172H105ZM114 174H112V175H114ZM138 174H140V173H138ZM137 174V175H138ZM200 173H196L195 174V176H194V174L193 175H190V176H188L187 178L185 177L183 180H182V185H180V187L181 188H183L181 191H180V189H178V191L176 190L177 189V186H176V188H175V186L174 187H171V190H170V187H169V189L168 188H165V186H164V189H168V190H170V192L171 191H173V188H175L174 189V191H176V195L177 196H181V197H179L178 199H181V200H183L185 203H189V201H188V199L190 200L191 198L189 197V194H188V192L190 191V192H192V191H194L193 193H195V195H196V193H197V195L198 194H200V193H202V195H200L201 196V198H203V199H200V197H198L199 198V203L202 205V203H203V205H204V207H206V205L208 204L207 203V200L208 201H210L209 199H208V197H206L205 195L207 194V192H209L208 190H216V192H219V193H221L223 190H226V189H224V188H221L222 187V185H219L218 186V184H216V182H214L213 180V182L212 183H208V185L207 186H204L203 187V185L202 184H200L197 180H198V178L199 177H201L202 175H201ZM226 174V173H225ZM255 174V175H256ZM259 174V173H258ZM264 174V173H263ZM110 175V174H109ZM117 175V174H116ZM116 175H114V176H116ZM119 175V174H118ZM133 175H135V174H133ZM199 175V177H197V176ZM235 175V174H234ZM246 175V176H245ZM251 175H253V176H251ZM262 175V174H261ZM11 176V175H10ZM25 176H27V175H25ZM25 176H23V177H25ZM30 177H31V174L29 175ZM192 176H194V177H192ZM236 176V175H235ZM251 176V177H250ZM262 176H264V175H262ZM261 176V178H263ZM12 177V176H11ZM27 177V178H29V179H31L32 180V178H34V176L33 177ZM148 177V179L150 178L149 176H147ZM227 177V176H226ZM232 177H234V176H232ZM26 178V177H25ZM193 179V180H192ZM15 180V179H14ZM17 180H19V179H17ZM27 180L28 179H24V178H21V180H19V182H22V183H24V184H26V183H30V184H32L34 181L32 180V182L31 181H29L28 180V182H27ZM150 180H152V178L151 179H149V180H144V183H146V181H147V184H150V186L154 183V182H152V181H150ZM187 180V181H186ZM191 180V181H190ZM264 180V179H263ZM16 181V180H15ZM154 181H156V180H154ZM190 181V182H189ZM157 182V181H156ZM195 182V183H194ZM196 182L198 183V184H196ZM142 183H143V181H142ZM144 183H143V186H144ZM218 183V182H217ZM260 183H261V186H262V184H263V186H262V190H263V192H261V193H263V194H260V191L259 192H257V193H255L256 192V187L258 186V185H260ZM35 183H33V185H34ZM159 184V183H158ZM180 184H181V182H180ZM195 184V185H194ZM215 184L217 185V186H215ZM36 185V184H35ZM155 183H154V185L152 186L153 188L155 187ZM162 185V184H161ZM202 185V186H201ZM245 185V186H244ZM150 186H149V191H148V188H147V190L146 191H144V190H142L144 193L142 194V195H144V194H146V195H148V194H150V193H153V192H151V190H150ZM160 186V184L159 185H157V187H155L154 189L156 190V188H158ZM183 186H185V187H183ZM188 186V187H187ZM189 186H191V187H189ZM221 186V187H220ZM261 186H259L258 188H260ZM36 187V186H35ZM151 187V188H152ZM161 187H163V186H161ZM180 187H178V188H180ZM216 189H215V188ZM247 189H246V188ZM144 188H146V187H144ZM152 188V189H153ZM185 188H189V189H185ZM192 188H193V190H192ZM208 188V189H207ZM214 188V189H213ZM237 188H240V189H237ZM243 188V189H242ZM152 190V191H155V190ZM233 189V190H232ZM236 189V190H235ZM168 190H166V193H164L162 196L163 197H158V201L156 200V202L154 201L153 203L154 204H158V205H154L155 206V209H157V207H158V211L160 210V214L159 215H161V208L159 209V203H160V206H162V207H164V209H165V206L166 207H169L171 204H170V202L168 201V200H170L171 198H177V196L174 194V196H176V197H171L170 199H169V193H167L168 192ZM197 192H196V191ZM219 190V191H218ZM231 190H232V192H231ZM173 191V192H174ZM186 191V192H185ZM198 191H199V193H198ZM206 191V193L205 194H203L204 192ZM251 191V192H250ZM255 191V192H254ZM177 192H179V193H177ZM223 192H226V191H223ZM179 194V195H178ZM256 194V195H255ZM103 195V194H102ZM139 195H141V194H139ZM166 195H168V196H166ZM196 195V196H197ZM241 195V196H240ZM262 195H263V197H262ZM165 196V197H164ZM170 196H173V195H170ZM151 197V196H150ZM232 197H234V198H232ZM188 198V199H187ZM206 198V199H205ZM237 198V199H236ZM172 200V199H171ZM170 200V201H171ZM202 200H205V202H203ZM191 201V200H190ZM202 201V202H201ZM212 201V200H211ZM213 202H215V200H213ZM212 202V203H213ZM244 202V203H243ZM45 203H48V204H42V205H40V207L43 209L44 207H47V208H45V209H48V206L47 205H49V207H51L52 208V203H50V202H45ZM163 203H164V205H163ZM165 203H166V205H165ZM198 203V202H197ZM205 203H207V204H205ZM162 204V205H161ZM210 204H211V202H210ZM215 205H216V202L214 203ZM244 204V205H243ZM44 205V206H43ZM198 205V204H197ZM197 205H196V208H198L200 211H198V212H201L202 210L201 209H203L202 208V206H200L199 207V205H198V207H197ZM209 205V204H208ZM43 206V207H42ZM157 206V207H156ZM209 206H211L212 207V205H209ZM214 206V205H213ZM171 207V206H170ZM50 209V208H49ZM48 209V210H49ZM166 209H168V208H166ZM6 209H4V211H5ZM171 210V209H170ZM169 209H168V211L166 210H164V212L166 213V212H168L165 216H168L166 219H168L169 217H170V220L171 221H173V220H175V222H176V220L178 219V218H176L177 216H174L173 218H171L172 217V210L170 211ZM10 211V210H9ZM8 211V212H9ZM13 211V210H12ZM162 211H163V208H162ZM171 212V213H170ZM177 212V213H176ZM174 214L176 215H178V211H176ZM3 213H5V212H3V210H2V212H0V214L2 215H0L1 217H0V219H1V222H0V225H4V223L6 224V222L3 220ZM170 213V216L168 215ZM6 215H7V212H6ZM163 215V214H162ZM179 215H180V212H179ZM182 215H184V213L182 212V214H181V219L183 218L182 217ZM8 216V215H7ZM185 216V215H184ZM198 216H199V214H198ZM150 217H152V216H150ZM186 217V216H185ZM5 218V217H4ZM153 218V217H152ZM164 218V217H163ZM179 218V219H180ZM161 219V218H160ZM166 219L164 220V221H166ZM173 219V220H172ZM179 219L177 220V221H179ZM4 221V223L2 224V222ZM163 220H161V221H163ZM169 220V219H168ZM169 220V221H170ZM35 221V220H34ZM36 222H37V220H36ZM70 222V220H64V221H62V223H60L61 225H62V230H64V229H66L67 227V225H68V223ZM104 222H106V223H104ZM174 222V221H173ZM215 222V221H214ZM107 223H109V220H108V222H107V220H105V221H103V226H105ZM169 223V222H168ZM67 224V225H66ZM7 225V224H6ZM5 225V226H6ZM166 225H167V223H166ZM8 226V225H7ZM1 228L0 229H5V227H3L2 228V226H0ZM6 229H9V227L8 228H6ZM55 229H57V228H55ZM54 229V230H55ZM61 229V228H60ZM153 229V236H155V237H159L160 236V233H162L161 232V230H158L157 228V230H154V228H152ZM151 230V229H150ZM56 231V230H55ZM58 231V230H57ZM158 231V232H157ZM148 232V231H147ZM146 232V236L148 235V233H150L151 234V232H148L147 233ZM171 232V233H170ZM49 233H54V234H52V235H47L48 237H58V236H61L60 238H63V235H58V234H56V236H55V232H49ZM169 237L170 238H172V237H174L175 239H177V237H179V236H174L175 234H177L176 232H174V230L173 231H171V230H169ZM181 233V232H180ZM179 232H178V234H180ZM149 234V236H147V238L148 239H150V237H152L153 238V236L152 235H150ZM155 234V235H154ZM171 234H173V235H171ZM177 234V235H178ZM182 234V233H181ZM181 234H180V237L179 238H182L181 237ZM184 234V233H183ZM186 234V233H185ZM58 235V236H57ZM71 235V234H70ZM72 235H74V234H72ZM46 236V235H45ZM75 236V237H74ZM73 237V239H76L77 238V235H74ZM143 236V235H142ZM146 236H143V237H146ZM172 236V237H171ZM184 238H185V236L186 235H182ZM72 237V236H71ZM70 236H68V238H70V239H72ZM142 237V238H143ZM155 237H154V240H155ZM187 237V236H186ZM59 238V237H58ZM130 238V237H129ZM147 238H145L147 241H148V239ZM152 238L150 239L151 241H152ZM131 239H132V237H131ZM131 239H128V240H131ZM144 239V240H145ZM150 240H149V243H150V245L152 244V247L153 248H157V247H159V244L160 243H157V241L155 240V241H153V242H150ZM158 244V246H156ZM144 245V244H143ZM126 246V245H125ZM138 246V248L140 247V248H142L141 246H140V244L138 245H136V247ZM127 247V246H126ZM126 247H124L123 246V251H124V249L126 248ZM131 247H133V246H131ZM129 248V247H128ZM128 248H126V249H128ZM125 249V251H128V250H130V249H128V250H126ZM122 250V249H121ZM136 250V252H137V248L135 249ZM139 250H141V249H139ZM122 251V252H123ZM131 251V250H130ZM130 251H128V254H129V252ZM135 252V253H136ZM75 253V254H74ZM124 253H126L127 254V252H124ZM131 253V252H130ZM134 253V256H132L131 254V256H132V258H130V260H129V258L128 259H126V264H138V263H140L141 262V260H144V256H142L139 252H137V254H135ZM139 253V254H138ZM229 255L231 256V250L229 251ZM71 255H73V257L71 256V258H72V260H73V262L75 261V263L76 264H79V263H77V262H80V264H83V263H85V264H88V263H86L85 261H81L79 258L82 256V252H81V254H80V252L78 253L77 251H75V252H73V254L71 253ZM78 255V256H77ZM227 255H228V253H227ZM128 256V255H127ZM126 256V257H127ZM129 260V261H128ZM135 262V263H134ZM74 263V264H75ZM112 262H109V264H111ZM112 264H117L116 263V261L115 262H113Z\"/></svg>","mask_w":264,"mask_h":264}]
</instances>
